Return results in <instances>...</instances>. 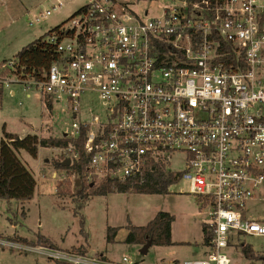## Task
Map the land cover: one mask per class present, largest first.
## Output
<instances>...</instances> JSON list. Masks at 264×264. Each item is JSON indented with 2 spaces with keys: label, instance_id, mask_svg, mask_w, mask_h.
<instances>
[{
  "label": "built area",
  "instance_id": "1",
  "mask_svg": "<svg viewBox=\"0 0 264 264\" xmlns=\"http://www.w3.org/2000/svg\"><path fill=\"white\" fill-rule=\"evenodd\" d=\"M66 1H53L29 23ZM164 1L160 13L149 15L130 2L87 0L49 34L58 57L27 84L46 105H68L74 120L63 136L85 132L88 182L144 181L160 160L189 182L211 218L212 237L206 255L180 264H233L224 250L236 238L264 236V222L245 213L250 201L264 200V0ZM87 93L97 95L104 117L82 114ZM59 149L60 161L78 160L73 144ZM174 153L184 155V170L171 167ZM13 245L55 260L118 264Z\"/></svg>",
  "mask_w": 264,
  "mask_h": 264
},
{
  "label": "rangeland",
  "instance_id": "2",
  "mask_svg": "<svg viewBox=\"0 0 264 264\" xmlns=\"http://www.w3.org/2000/svg\"><path fill=\"white\" fill-rule=\"evenodd\" d=\"M53 1L0 0V80L4 84V81H8V85H4L0 107V141L4 138V131L20 137L33 133L41 137H61L66 128H71L74 117L68 105L53 102L48 109L41 102V93L34 85L19 82L6 69L8 61L23 46L42 36L47 40V32L51 28L65 24L68 17L87 2L67 0L49 16L29 23L32 17L49 8ZM121 1L130 2L135 10L149 15L160 13L165 2ZM11 90H14V94ZM81 105L85 109L83 115L104 117L106 114L105 107L94 93H87ZM86 108L92 111L89 113ZM18 155L34 174L37 185L30 199L0 198V240L11 244L0 242V264H57L46 251L19 249L13 245L16 240L20 241L19 238H25V243H20L28 245L27 240L36 239L40 234L56 242L60 249L52 251H60L61 255L70 254L72 246L83 243L87 249L86 257L104 258V254L110 262L118 264H125L123 256L130 257L134 264H158L182 263L208 253L209 247L202 241V224L210 223L211 218L204 209H200L196 196L189 191L187 180L181 179L171 184L166 193L111 192L87 197L84 192L78 194L75 191L81 183L78 175L55 165L62 157L59 148L41 147L37 157L21 149ZM171 167L184 170V155L174 153ZM85 180L88 182L86 177ZM102 182L96 180L90 184L97 188ZM84 191L90 192L87 188ZM77 202L83 204L80 209ZM163 211L175 217L171 245L153 244L144 254L141 252L144 244L126 241L130 227L144 226ZM245 213L252 220L264 222V200L257 198L250 201ZM81 218L85 222L86 235L81 234ZM109 227L117 229L114 242L107 241ZM233 243L224 250L233 264H264V236H241ZM242 244L253 249V257L249 258L243 253Z\"/></svg>",
  "mask_w": 264,
  "mask_h": 264
},
{
  "label": "trees",
  "instance_id": "3",
  "mask_svg": "<svg viewBox=\"0 0 264 264\" xmlns=\"http://www.w3.org/2000/svg\"><path fill=\"white\" fill-rule=\"evenodd\" d=\"M63 24V23H62ZM59 24L51 28L47 35L58 32L61 25ZM58 57L55 44L50 43L44 37H40L33 42L23 46L13 58L14 64L6 66L8 71L15 75L19 82L27 83L29 79L43 78L44 72ZM4 83L0 80V107L4 93ZM48 109L51 107L47 103ZM85 132L77 138L61 137H41L36 133L27 134L20 137L17 134L4 131V138L0 141V198L10 200H26L30 199L37 185V180L28 166L20 159L18 152L21 149L26 150L32 157H37L39 148L41 147H58L63 148L69 144H73L75 150L79 152L78 160H74L69 166L64 168L69 173L77 174L81 180L80 186L76 188V193L90 197L92 195H106L111 192H135L145 194L166 193L171 184L179 181L181 174L166 171L164 164L160 160L154 162L150 172L145 176L144 181L126 180L120 182L117 180H104L97 188L86 182L84 172L86 170L89 155L84 153ZM76 183V182H75ZM90 192H85L84 189ZM78 203V202H77ZM83 204L78 203L80 209ZM75 213L77 211L75 210ZM174 215L168 212H159L151 221L144 226L130 227V232L126 238L129 243L145 244L152 239V245H171L172 241V222ZM81 234L86 235L84 230V219L81 218ZM203 244L208 246L211 240V231L207 223L202 224ZM117 234L115 227L108 228L107 241L114 242ZM19 242L25 241V238H19ZM86 240V239H85ZM18 241V240H16ZM25 243V242H23ZM28 245L43 246L54 250H59V246L51 238L45 235H39L36 239L27 240ZM243 253L247 257H253L254 251L249 246L242 247ZM71 253L86 256L87 249L82 243L78 246H72ZM57 264H80L64 260H55ZM158 264H180L177 261L172 263Z\"/></svg>",
  "mask_w": 264,
  "mask_h": 264
},
{
  "label": "water",
  "instance_id": "4",
  "mask_svg": "<svg viewBox=\"0 0 264 264\" xmlns=\"http://www.w3.org/2000/svg\"><path fill=\"white\" fill-rule=\"evenodd\" d=\"M71 164V160L70 158H66L65 160H61V161H56L55 162V165L56 166H62V167H66V166H69ZM79 183V180L77 182V184ZM152 245V239H149L145 244L144 246L142 247L141 249V252L142 253H146L149 249V247Z\"/></svg>",
  "mask_w": 264,
  "mask_h": 264
},
{
  "label": "crops",
  "instance_id": "5",
  "mask_svg": "<svg viewBox=\"0 0 264 264\" xmlns=\"http://www.w3.org/2000/svg\"><path fill=\"white\" fill-rule=\"evenodd\" d=\"M11 93L12 94H14V90H11ZM37 134V133H36ZM23 137V136H22ZM196 200H197V198H196ZM202 241H203V234H202ZM36 247V246H35ZM103 256H104V258H106L107 260H109L108 259V257L106 256V255H104V254H102ZM172 263V262H171Z\"/></svg>",
  "mask_w": 264,
  "mask_h": 264
}]
</instances>
